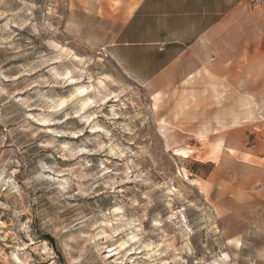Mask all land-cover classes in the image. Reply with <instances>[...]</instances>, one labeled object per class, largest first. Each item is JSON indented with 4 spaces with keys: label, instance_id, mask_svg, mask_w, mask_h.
<instances>
[{
    "label": "rangeland",
    "instance_id": "obj_1",
    "mask_svg": "<svg viewBox=\"0 0 264 264\" xmlns=\"http://www.w3.org/2000/svg\"><path fill=\"white\" fill-rule=\"evenodd\" d=\"M80 1L0 0V264H264V61L155 95Z\"/></svg>",
    "mask_w": 264,
    "mask_h": 264
},
{
    "label": "crops",
    "instance_id": "obj_2",
    "mask_svg": "<svg viewBox=\"0 0 264 264\" xmlns=\"http://www.w3.org/2000/svg\"><path fill=\"white\" fill-rule=\"evenodd\" d=\"M74 10V28L101 33L109 60L155 95L207 69L264 61V12L253 0H81ZM238 161L237 172L264 179V165Z\"/></svg>",
    "mask_w": 264,
    "mask_h": 264
}]
</instances>
